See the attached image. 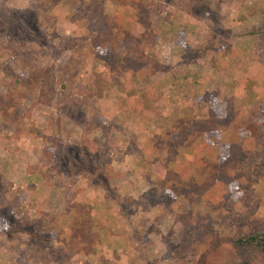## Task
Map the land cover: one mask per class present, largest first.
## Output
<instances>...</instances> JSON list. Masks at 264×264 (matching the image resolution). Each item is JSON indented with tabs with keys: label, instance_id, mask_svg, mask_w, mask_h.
Masks as SVG:
<instances>
[{
	"label": "rangeland",
	"instance_id": "374dc122",
	"mask_svg": "<svg viewBox=\"0 0 264 264\" xmlns=\"http://www.w3.org/2000/svg\"><path fill=\"white\" fill-rule=\"evenodd\" d=\"M263 17L264 0H0V264H260L229 240L264 221ZM126 32L149 66L124 63Z\"/></svg>",
	"mask_w": 264,
	"mask_h": 264
},
{
	"label": "trees",
	"instance_id": "16d2710c",
	"mask_svg": "<svg viewBox=\"0 0 264 264\" xmlns=\"http://www.w3.org/2000/svg\"><path fill=\"white\" fill-rule=\"evenodd\" d=\"M257 31L258 30L254 29L249 34L254 36L258 34ZM180 34L184 36V39L185 37H187L186 33L183 30L180 32ZM124 35L125 37L122 38L123 48H125L126 50V55L123 60L124 63H126V65L130 68L137 66H149L150 65L149 57L144 58L146 56L144 51L146 48V43L141 42V39H137L133 37L129 32L124 33ZM144 38L146 39V37ZM150 39L151 38H148V40ZM184 39L181 38V41L184 42ZM213 46L214 43H212L210 49ZM0 49L4 54H9L10 56L13 57L15 54H17L16 49L14 50L10 45H7L6 47L3 46ZM191 52L194 51L191 50ZM123 61H119V60L113 61L111 63V67L113 68V70L121 68L122 66L121 62ZM28 82L26 83L27 85L29 84ZM41 96L43 97L44 94H42ZM49 103H51V101H49ZM39 170L40 169L36 167V169L32 171L36 172ZM7 191H9V189H7ZM152 191L155 194H157L159 197L157 198L152 194H148L146 198L150 206L152 208H158L159 210L165 209L170 203V199L172 198L171 194H169L168 192H165L166 193L165 194L156 187L153 188ZM254 215L255 214H253V216L244 223H237L236 225L237 231L235 235L229 240V243L235 248V250H237V253L240 255L242 259L250 260L255 263L264 264V221H260V219L254 217ZM7 221L3 220L1 222H4L5 225H7L8 223L9 228L6 232H8L9 234L17 235L18 233H25L30 236L33 235L23 225L15 224L11 214H9V216L7 217ZM211 228L213 229V227ZM209 250L213 251L211 250V248Z\"/></svg>",
	"mask_w": 264,
	"mask_h": 264
},
{
	"label": "crops",
	"instance_id": "0c3cea01",
	"mask_svg": "<svg viewBox=\"0 0 264 264\" xmlns=\"http://www.w3.org/2000/svg\"><path fill=\"white\" fill-rule=\"evenodd\" d=\"M222 252V250L221 251H219V253L217 254V255H215V256H218L220 253Z\"/></svg>",
	"mask_w": 264,
	"mask_h": 264
}]
</instances>
